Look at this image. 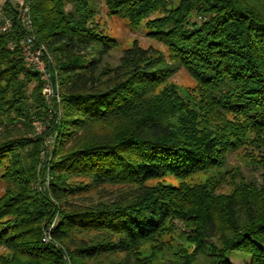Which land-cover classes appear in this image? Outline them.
Returning <instances> with one entry per match:
<instances>
[{"label": "trees", "instance_id": "16d2710c", "mask_svg": "<svg viewBox=\"0 0 264 264\" xmlns=\"http://www.w3.org/2000/svg\"><path fill=\"white\" fill-rule=\"evenodd\" d=\"M100 1L1 7L12 25L0 31V264H153L171 250L166 264H232L235 253L264 264V0H102L169 52L167 62L134 39L115 63L106 56L118 41L95 22ZM21 9L63 109L34 138L32 120L58 106L25 66L18 42L31 31ZM180 67L192 92L169 81ZM232 152L260 180L228 169ZM199 172L203 182L185 183ZM167 174L179 184L149 183ZM174 220L188 228L179 233L188 246L171 236Z\"/></svg>", "mask_w": 264, "mask_h": 264}, {"label": "rangeland", "instance_id": "374dc122", "mask_svg": "<svg viewBox=\"0 0 264 264\" xmlns=\"http://www.w3.org/2000/svg\"><path fill=\"white\" fill-rule=\"evenodd\" d=\"M4 5H5L4 1L0 0V9H1V7H4ZM98 5H99L98 13L95 15L96 24L98 26L102 27V29L106 33L113 36L116 39V41H118L117 47L111 49L108 56H106L107 61H109L111 63L117 62L118 57L122 53V49H124L125 47H128L132 43V41L134 39H136L142 46L153 45L157 49L161 50L164 53L167 62H169V57H168L169 52H168L167 46L164 43L158 41L157 39H154V38L148 36L146 33L147 30H146L145 26L142 25L139 28L132 27L126 19H123V18H121L115 14L109 13L107 6L104 4V2L102 0L98 3ZM52 78L55 82V72L53 69H52ZM169 81L171 83L175 84L179 88V90L184 94H186L188 92H192V89L195 86V80L187 72V70L183 67L178 68V70H176L172 74V76L169 78ZM30 86L32 87V85H30ZM55 92H56V95L53 96L49 102L47 100L46 101L49 104V107H51L52 103L55 102L56 103L55 105L58 106V111H56L53 107V108H50L48 110V117L45 118V120H41L42 118H34L31 122L32 130L29 131V133H28L29 137L34 138L35 136L41 135L44 132L46 126L50 124V119L52 118L53 113L57 114V117L55 115V117L57 119H59V117L62 115L63 109L61 110V108H59L62 106H61V103L59 101L60 98H59V95L57 93V89H55ZM41 93H42V90H41ZM42 95H43V93H42ZM43 97H44V95H43ZM43 141H44V145H45L46 149L42 153V155H43L42 158L45 159L44 161H47L50 159L51 153H52L53 135L48 136ZM236 167H241L243 174L249 180H251V179L260 180V173L262 171L256 169L255 166L250 165L248 160L244 157V154H242L241 152H232L228 156L227 168L228 169H236ZM48 178H49V175H48V172H46L45 177L39 179L37 186H39L40 182H43V181L46 184L48 182ZM204 179H205L204 174L199 172V173L193 174L188 179H185L186 180L185 183L192 185L195 182H203ZM185 180H183V181H185ZM158 181H164L166 183L178 185L180 182V179L174 177L171 174H167V175H165V177L153 179L149 183L155 184ZM4 188H5V184L2 181H0V195L3 193ZM221 191H229V187L224 185L221 187ZM55 219H56V215L52 218V220L45 227H43L42 235H41V241L42 242L47 243V242H50L52 240L51 236H49L46 241L43 240V237L45 235V232L47 233L49 231V228L53 225V223L55 222ZM174 222L176 223L175 226H177V227H176L175 232H171V236L173 235V237L175 238V241H177L178 243H182L184 246H188L187 245L188 243L186 242V244H185V240L183 238L179 237V233L188 230V228L185 226V224H183L182 222H180L178 220H174ZM167 237H170V235L168 233L167 234L162 233L157 238L160 241H164L165 238H167ZM173 245H175V244L173 243ZM140 248L141 249H147L148 246L142 245ZM175 249H176V247H174V250ZM5 251H6V249L0 245V253H5ZM172 252H173L172 250L168 254H166L167 253L166 251L161 252L162 255H164V256H162L160 253H158L153 258L152 263L153 264H166V263H164L166 261V259L173 258V256L171 255ZM107 259H109V258H107ZM229 259L231 260L232 264H245L246 261L249 260L248 257L246 258L245 256H241L240 254H236V253L230 254Z\"/></svg>", "mask_w": 264, "mask_h": 264}, {"label": "built area", "instance_id": "2783aa9c", "mask_svg": "<svg viewBox=\"0 0 264 264\" xmlns=\"http://www.w3.org/2000/svg\"><path fill=\"white\" fill-rule=\"evenodd\" d=\"M4 3H19L22 0H3ZM23 19L26 22V25L31 31V21L29 16L26 14V9H21ZM0 31L7 32L12 25V18L10 15L5 14L2 9H0ZM22 57L25 63V66L30 70L36 71L39 73L40 79L43 82L42 93L45 99L49 102L53 96L56 95V83L52 78V71L48 67V62L44 57L45 47L43 45L36 44L35 35L31 31L30 33L21 36L18 42ZM12 47V44H10ZM50 236L49 231L43 237V240L46 241Z\"/></svg>", "mask_w": 264, "mask_h": 264}]
</instances>
